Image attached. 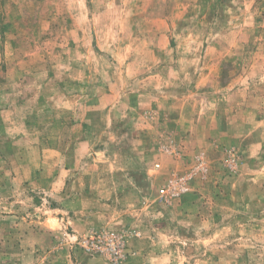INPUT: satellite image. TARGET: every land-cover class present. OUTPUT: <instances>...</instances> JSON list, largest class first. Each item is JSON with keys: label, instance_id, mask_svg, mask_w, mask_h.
Returning <instances> with one entry per match:
<instances>
[{"label": "rangeland", "instance_id": "rangeland-1", "mask_svg": "<svg viewBox=\"0 0 264 264\" xmlns=\"http://www.w3.org/2000/svg\"><path fill=\"white\" fill-rule=\"evenodd\" d=\"M0 264H264V0H0Z\"/></svg>", "mask_w": 264, "mask_h": 264}]
</instances>
